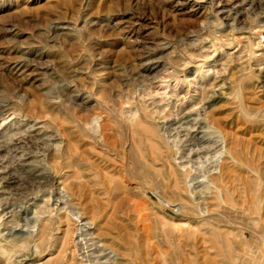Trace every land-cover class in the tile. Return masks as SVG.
I'll use <instances>...</instances> for the list:
<instances>
[{"label": "rangeland", "instance_id": "rangeland-1", "mask_svg": "<svg viewBox=\"0 0 264 264\" xmlns=\"http://www.w3.org/2000/svg\"><path fill=\"white\" fill-rule=\"evenodd\" d=\"M0 264H264V0H0Z\"/></svg>", "mask_w": 264, "mask_h": 264}, {"label": "bare ground", "instance_id": "bare-ground-1", "mask_svg": "<svg viewBox=\"0 0 264 264\" xmlns=\"http://www.w3.org/2000/svg\"><path fill=\"white\" fill-rule=\"evenodd\" d=\"M145 129H147V128H145ZM147 131H148V133H150V134H152V135H155V130L151 127V128H148L147 129ZM157 149H159V148H157ZM232 150V144H231V142H229V150ZM241 151V150H240ZM157 152H158V150H157ZM226 153H227V151H226ZM229 155H230V152L228 153ZM236 156V155H235ZM233 170H234V168H232ZM231 171L232 170H230V167L228 166V167H226V170H225V172H224V174H225V177H222V178H226L227 179V177L226 176H228V173L230 172L231 173ZM222 173V172H221ZM227 181V180H226ZM43 232H45L44 231V229H43ZM42 232V233H43ZM67 233V232H66ZM44 235V234H43ZM66 241V240H65ZM62 245V244H61Z\"/></svg>", "mask_w": 264, "mask_h": 264}]
</instances>
